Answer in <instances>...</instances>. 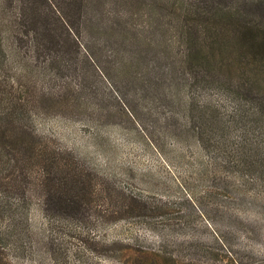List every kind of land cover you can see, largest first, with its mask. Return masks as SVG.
Instances as JSON below:
<instances>
[{
    "label": "rangeland",
    "instance_id": "obj_1",
    "mask_svg": "<svg viewBox=\"0 0 264 264\" xmlns=\"http://www.w3.org/2000/svg\"><path fill=\"white\" fill-rule=\"evenodd\" d=\"M93 2V20L134 27L153 45L128 74L100 72L95 107L35 115L32 125L105 188L76 217L48 221L30 196L28 236L0 233V264H264L263 175L224 162L218 133L198 142L182 107L181 94L224 116L231 101L221 76L199 65L197 77L165 82L154 50L166 51L173 35L159 18L169 15L166 0ZM95 113L108 115L87 118ZM117 188L136 197L135 211L118 210Z\"/></svg>",
    "mask_w": 264,
    "mask_h": 264
},
{
    "label": "trees",
    "instance_id": "obj_2",
    "mask_svg": "<svg viewBox=\"0 0 264 264\" xmlns=\"http://www.w3.org/2000/svg\"><path fill=\"white\" fill-rule=\"evenodd\" d=\"M166 2L169 15L159 18L173 35L166 51L154 50L165 82L188 71L196 76L202 65L219 73L231 101L218 117L181 94L198 142L218 133L224 162L264 179V0ZM93 8V0H0V233L28 236L30 196L48 221L51 215L76 217L105 188L32 125L35 115L84 114L100 102L103 69L126 75L140 51H150V38L126 24L93 20ZM116 194L118 210L135 211L131 192L117 188Z\"/></svg>",
    "mask_w": 264,
    "mask_h": 264
}]
</instances>
